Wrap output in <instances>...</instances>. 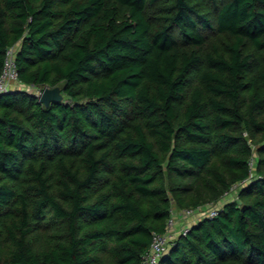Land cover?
I'll return each instance as SVG.
<instances>
[{"label":"trees","instance_id":"obj_1","mask_svg":"<svg viewBox=\"0 0 264 264\" xmlns=\"http://www.w3.org/2000/svg\"><path fill=\"white\" fill-rule=\"evenodd\" d=\"M10 48L0 264H143L185 209L156 264H264V0H0Z\"/></svg>","mask_w":264,"mask_h":264},{"label":"built area","instance_id":"obj_2","mask_svg":"<svg viewBox=\"0 0 264 264\" xmlns=\"http://www.w3.org/2000/svg\"><path fill=\"white\" fill-rule=\"evenodd\" d=\"M18 82V70L16 61L14 58V51L13 48H10L6 51L2 71L0 73V92H4L7 90H10V88L13 87L14 83ZM40 92H38V95ZM179 216L182 218H189L192 216V210L191 209H185L182 212H179ZM209 215L216 214L215 207L210 208ZM175 217L172 216L168 222L167 227L168 230L163 234H154L152 236V241L149 247V250L145 256L143 264H156L161 257V255L165 252L166 247L170 241V239L174 236L171 232L173 231V227L175 225ZM180 230H182V233H185L187 231V228L181 227Z\"/></svg>","mask_w":264,"mask_h":264},{"label":"water","instance_id":"obj_3","mask_svg":"<svg viewBox=\"0 0 264 264\" xmlns=\"http://www.w3.org/2000/svg\"><path fill=\"white\" fill-rule=\"evenodd\" d=\"M40 102L44 105H48L50 102H59L63 99L62 93L59 87L48 88L45 87L38 96Z\"/></svg>","mask_w":264,"mask_h":264},{"label":"rangeland","instance_id":"obj_4","mask_svg":"<svg viewBox=\"0 0 264 264\" xmlns=\"http://www.w3.org/2000/svg\"><path fill=\"white\" fill-rule=\"evenodd\" d=\"M212 37H215V36H212ZM216 38H218V37H216ZM40 92H41V91H40ZM175 220H176V221H175V224H178V223L182 222V221L184 220V218H182V217L179 218V219H178V218H177V219L175 218Z\"/></svg>","mask_w":264,"mask_h":264},{"label":"crops","instance_id":"obj_5","mask_svg":"<svg viewBox=\"0 0 264 264\" xmlns=\"http://www.w3.org/2000/svg\"><path fill=\"white\" fill-rule=\"evenodd\" d=\"M15 85H16V83L13 84V86H15Z\"/></svg>","mask_w":264,"mask_h":264},{"label":"clouds","instance_id":"obj_6","mask_svg":"<svg viewBox=\"0 0 264 264\" xmlns=\"http://www.w3.org/2000/svg\"><path fill=\"white\" fill-rule=\"evenodd\" d=\"M40 93H41V92H40ZM39 95H40V94H39ZM39 95H38V96H39Z\"/></svg>","mask_w":264,"mask_h":264}]
</instances>
